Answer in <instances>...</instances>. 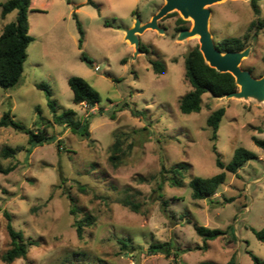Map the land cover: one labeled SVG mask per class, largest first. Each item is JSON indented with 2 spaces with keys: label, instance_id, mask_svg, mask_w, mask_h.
Wrapping results in <instances>:
<instances>
[{
  "label": "rangeland",
  "instance_id": "374dc122",
  "mask_svg": "<svg viewBox=\"0 0 264 264\" xmlns=\"http://www.w3.org/2000/svg\"><path fill=\"white\" fill-rule=\"evenodd\" d=\"M91 1L99 11L87 0H34L28 11L34 40L26 51L22 77L12 89L0 90V117L10 109L16 123L35 130L43 127L41 118L52 120L47 99L36 88L44 83L57 113L74 111L76 119L89 123L90 133L85 140L66 127L52 126L47 130L52 143L28 155L27 135L0 128V151H16L12 158H0L3 167L14 166L10 174H0V264H7L2 256L10 248L4 212L16 231L36 243L25 259L11 264H252L246 250L264 261V244L252 233L264 227V151L252 142L253 137L264 140V103L205 94L199 113L181 114L179 99L191 89L184 78V58L199 42L197 36L177 41L176 29L178 20L187 29L192 21L177 12L167 14L158 22L165 33L146 30L139 35L146 51L135 54L123 30L132 26L135 16L148 22L164 0ZM258 5L263 19L264 0ZM209 10L208 30L215 45L252 36L249 25L257 18L248 2L226 0ZM74 13L84 33L81 50ZM15 16L14 11L0 17V33ZM247 47L250 52L241 68L260 78L264 29L248 38ZM82 52L93 67L80 60ZM150 61L161 62L165 73L155 74ZM71 77L86 80L100 102L92 108L73 104L67 85ZM219 108L225 112L214 144L221 162L228 164L240 147L253 152L256 160L235 175L225 173L224 184L212 197L194 201L191 178L223 172L215 166L206 126L207 117ZM117 139L122 152L113 167L109 157ZM179 163L189 168L184 185L174 188L167 181L171 175L161 177L160 170ZM67 194L74 201V215ZM124 199L138 204L139 213L123 207ZM84 217H90L92 225L85 226L78 239L73 223ZM194 225L224 235L204 247ZM155 243H169L171 254L149 253Z\"/></svg>",
  "mask_w": 264,
  "mask_h": 264
},
{
  "label": "trees",
  "instance_id": "16d2710c",
  "mask_svg": "<svg viewBox=\"0 0 264 264\" xmlns=\"http://www.w3.org/2000/svg\"><path fill=\"white\" fill-rule=\"evenodd\" d=\"M258 2L259 0H250L248 2L253 15L257 18L249 25V31H252V36L249 37L246 34L243 38H227L219 41L216 43V48L221 53L242 51L247 46L248 38L257 37L258 33L264 29V18L259 19L260 8ZM30 3L31 0H7L0 4L1 19H4L14 11L16 12L15 20L7 23L0 33V90L7 91L12 89L20 82L22 77L24 62L27 58L26 51L30 43L34 40L29 35L28 11ZM87 4L99 11L98 7L91 0H87ZM73 19L75 20L79 34L78 48L81 50L84 33L75 13L73 14ZM177 23V33L187 28L181 25L185 23L184 21L178 20ZM105 26H108V24L105 23ZM140 50L141 52L146 51L142 45H140ZM80 60L89 67L94 66L93 61L83 52L80 54ZM262 62L264 64V55ZM149 64L155 74L162 75L165 73V66L161 62L150 61ZM184 78L191 89L179 99L178 109L183 115L199 113L202 109V96L205 94H209L213 98H220L225 94L237 90L234 78L229 73H218L205 64L198 47L190 50L184 58ZM67 85L72 93L73 104H84L86 107L92 108L100 102L98 93L83 78L71 77L67 80ZM36 88L42 91L47 99L48 109L52 115L51 121H45L41 118L40 123L43 127L34 130L27 129L16 123L13 120L10 109L0 117V128H11L15 132L27 135L29 148L26 149V152L28 155L36 147L52 143L53 139L47 133L48 128L52 126L66 127L82 139L90 140L89 123L87 121L82 122L76 119V113L72 110L57 113L56 104L51 99L52 92L50 88L44 83L37 84ZM36 111L40 114L39 110ZM224 112L223 108H219L213 111L206 119V126L210 129L209 140L212 143L211 152L215 157V166L223 172L211 178H191L188 186L191 189V199L194 201L206 200L212 197L218 187L224 184L226 178L225 173L235 175L245 163L256 160V155L253 152L240 147L234 150L232 160L228 164L221 162L220 155L214 143ZM131 114L134 117L140 116V113L136 110H131ZM252 142L264 151V140L253 137ZM15 152L10 147H3L0 151V158L3 160L12 158ZM121 152L120 141L117 139L113 144L109 157V161L113 167H116ZM188 168L189 165L186 163L176 164L167 171H165L164 167H161L160 175L163 177V173L170 174L171 177L167 180L170 186L181 188L184 185L183 178ZM13 170L14 166L3 167L0 164V174L8 175ZM79 190L84 191L82 187H79ZM157 190H161V184L158 185ZM66 196L71 206L70 214L74 215L76 211L74 201L68 194ZM158 196L159 198L161 197L160 195ZM121 205L128 208L131 212L139 213V205L128 199L122 200ZM3 216L6 219L5 228L10 241V248L2 256V260L7 264H11L16 260L25 259L29 248L35 246L36 243L31 240H26L21 231H16L13 228L11 225V217L7 212H4ZM91 225L92 219L90 217L75 220L73 227L77 238L81 239L84 227ZM193 228L196 235L202 239L204 247L208 241H214L224 235L223 231L217 229H207L196 225ZM252 233L258 242L264 244V227L259 231L252 230ZM120 244L122 248H127L126 242L120 241ZM148 252L151 254H164L166 256L171 254L169 243L151 244ZM245 253L249 256L252 264H264V261L252 252L246 250ZM227 264L234 263L231 260Z\"/></svg>",
  "mask_w": 264,
  "mask_h": 264
},
{
  "label": "water",
  "instance_id": "95a60500",
  "mask_svg": "<svg viewBox=\"0 0 264 264\" xmlns=\"http://www.w3.org/2000/svg\"><path fill=\"white\" fill-rule=\"evenodd\" d=\"M223 1L226 0H164V4L148 22L142 23L139 16H135L132 26L123 30L124 40L133 47L135 54H140L139 35L148 29L164 34L165 30L158 25V22L167 14L177 12L183 20H191L192 26L179 31L176 40L183 41L197 36L198 49L205 64L218 73H229L234 78L237 90L220 98L252 99L258 103H264V75L254 78L249 71L241 68V62L248 57L250 49L247 47L239 52L221 53L216 48L208 30L209 7Z\"/></svg>",
  "mask_w": 264,
  "mask_h": 264
},
{
  "label": "crops",
  "instance_id": "0c3cea01",
  "mask_svg": "<svg viewBox=\"0 0 264 264\" xmlns=\"http://www.w3.org/2000/svg\"><path fill=\"white\" fill-rule=\"evenodd\" d=\"M33 2H34V0H31L30 7H29L30 10L34 7ZM29 32H30V26H29Z\"/></svg>",
  "mask_w": 264,
  "mask_h": 264
},
{
  "label": "flooded vegetation",
  "instance_id": "af4514ba",
  "mask_svg": "<svg viewBox=\"0 0 264 264\" xmlns=\"http://www.w3.org/2000/svg\"><path fill=\"white\" fill-rule=\"evenodd\" d=\"M187 29V28H186Z\"/></svg>",
  "mask_w": 264,
  "mask_h": 264
}]
</instances>
